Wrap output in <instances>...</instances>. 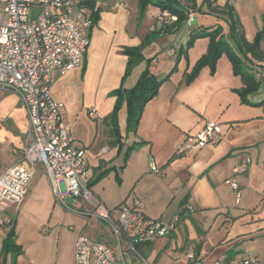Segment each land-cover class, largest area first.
<instances>
[{"label":"crops","instance_id":"0c3cea01","mask_svg":"<svg viewBox=\"0 0 264 264\" xmlns=\"http://www.w3.org/2000/svg\"><path fill=\"white\" fill-rule=\"evenodd\" d=\"M121 1L123 6L115 8ZM202 1L198 0V6ZM216 1L220 7H234L246 38L253 41L263 28L264 0ZM90 2L99 11V22L90 35L85 64L64 76L57 75L51 92L66 106L64 124L72 146L86 152L88 185L94 195L108 209L139 200L148 217L165 222L182 208L192 207V212L181 213L179 226L169 238L140 246L152 255V260L145 258L150 264H186L190 248H195L197 256L205 255L207 261L226 255L229 264H234L244 258L232 254L235 245L260 241L264 246V108L241 103L237 90L242 82L225 55L218 61L215 74L205 67L192 84H186L185 75L207 53L208 39L197 40L181 59L177 72L145 107L136 131L127 128L125 106L118 114L117 134L111 121L116 103L113 91L122 85L133 88L147 67L155 76H166L175 66L178 49L185 47L194 29L221 25L227 34L228 25L212 14L195 13L194 21L178 32L160 34L161 42L146 47L144 61L125 77L129 63L125 50L140 48L150 33L161 31L165 24L159 19L162 11L149 5L142 21L140 0ZM167 42L171 44L163 46ZM261 48L264 52V39ZM253 73L264 82V64L257 63ZM3 93L0 175L21 161L28 127L18 98ZM262 99L264 83L255 100ZM91 111L98 117L92 119ZM210 122L220 123L223 134L212 145L181 152L185 139ZM142 141L146 144L134 149ZM246 158L253 160L249 171L235 174L234 168ZM153 166L160 173H154ZM229 179H236L241 187L239 205L225 184ZM65 203L70 210L56 202L49 179L40 171L31 181L20 210H11L16 244L22 250L15 264H75L74 247L81 235L117 249L115 239L94 218L90 203L71 197L65 198ZM4 238L5 231L0 229V264ZM256 252L264 263V248ZM129 257L133 255L126 252L125 260L132 264ZM11 263L8 256L5 264Z\"/></svg>","mask_w":264,"mask_h":264},{"label":"built area","instance_id":"2783aa9c","mask_svg":"<svg viewBox=\"0 0 264 264\" xmlns=\"http://www.w3.org/2000/svg\"><path fill=\"white\" fill-rule=\"evenodd\" d=\"M120 6L123 1L115 8ZM96 11L90 0H0V91L18 98L28 121L21 161L0 175V229L8 230L13 224L11 210H20L31 181L43 171L60 206L67 207V197L90 203L94 218L116 241L117 249L79 236L74 247L75 264H128L126 252L150 264L138 253V247L169 238L179 226L181 213L192 212V207L182 208L168 222L148 217L139 200L119 209H108L88 185L86 152L72 146L64 124L66 106L55 100L51 92L57 75L64 76L84 66L90 35L96 26ZM159 19L166 23L177 18L162 11ZM89 116L95 119L98 113L91 111ZM222 134L220 123L210 122L199 133L186 138L180 151L205 148ZM252 165L253 160L246 158L234 172L245 174ZM151 170L160 173L155 166ZM225 184L235 193L239 205V182L229 179ZM204 256H197L195 248H190L186 264H229L226 255L213 261ZM234 264L264 263L249 254Z\"/></svg>","mask_w":264,"mask_h":264},{"label":"trees","instance_id":"16d2710c","mask_svg":"<svg viewBox=\"0 0 264 264\" xmlns=\"http://www.w3.org/2000/svg\"><path fill=\"white\" fill-rule=\"evenodd\" d=\"M139 5L141 19H143L149 5L157 6L161 11H166L177 19L176 21L166 22L161 29L162 32L150 33L140 48L125 50V54L129 57L125 77L129 76L133 69L144 61L143 50L153 44L158 35L174 34L181 30L189 21L190 12L214 15L228 25V33L225 34L221 25L215 28L200 27L194 29L191 31L185 47L178 49L175 66L166 76H155L147 67L133 88L126 89L122 85L119 89L113 91L111 95L116 98V103L111 121L116 134L118 132L119 111L124 106L126 107L127 128L136 131L147 104L157 96L160 87L170 81L171 77L177 72L181 59L187 56L188 51L194 46L195 42L204 38L209 40L207 53L198 60L192 71L185 75L186 84H192L205 67H209L211 74H215L218 61L225 55L231 63L234 75L241 79L242 88L237 90L241 103L251 107L264 108V99L255 100L261 91L262 81L253 73V68L257 63L264 64V52L261 48L264 39V23L263 28L257 32L254 40L250 42L245 36L234 7L230 4L220 7L217 5L216 0H203L200 6H198V0H140ZM204 8H206V11ZM94 20L95 24L99 22L98 10L94 14ZM145 144L146 142L142 141L135 145L134 149ZM132 151L133 149L130 150V152ZM128 158L129 152L125 159L128 160ZM3 230L5 231V238L1 263L5 264L8 256H11V264H15V259L22 254V250L16 244L15 222L8 230Z\"/></svg>","mask_w":264,"mask_h":264},{"label":"rangeland","instance_id":"374dc122","mask_svg":"<svg viewBox=\"0 0 264 264\" xmlns=\"http://www.w3.org/2000/svg\"><path fill=\"white\" fill-rule=\"evenodd\" d=\"M196 12H190V17L192 16V20H190V18H189V21H194V14H195ZM145 15H146V12H145ZM145 15L143 16V19H145ZM217 18V17H216ZM143 19H142V21H143ZM218 19V18H217ZM219 20V19H218ZM188 21V22H189ZM148 26H150V25H148ZM160 38H159V35H158V37H156V41L159 43V42H161L160 40H159ZM155 41V42H156ZM171 43H164L163 44V46H165V47H167V46H169ZM187 44V43H186ZM167 52V51H166ZM262 83H264V82H262ZM3 92H1L0 91V99L3 97ZM159 240H164V239H159ZM159 240H156V241H159ZM152 244V243H151ZM149 245V244H148ZM237 246V247H236ZM239 248V249H238ZM262 248H264V246H262L261 245V243H260V241H255V242H249V243H247V244H245V245H242V246H240L239 247V244H237V245H235V247H233V253L232 254H237V256L238 257H245V256H247V255H249V254H257V252H256V249H262ZM239 252V253H238ZM138 253L141 255V257H143L144 259L146 258H149V260H152V255H148L145 251H143V249L142 248H140V246L138 247ZM260 254V253H259ZM262 255V254H261ZM149 256V257H148ZM263 257H261L263 260H264V255H262ZM134 257V256H133ZM130 258L131 259V263L132 264H138V263H140V264H144V263H142L143 261L141 260V258H139V257H135V258ZM157 264V263H156Z\"/></svg>","mask_w":264,"mask_h":264}]
</instances>
